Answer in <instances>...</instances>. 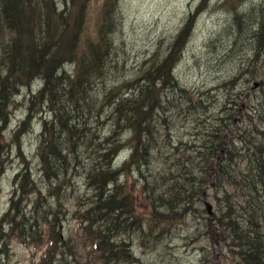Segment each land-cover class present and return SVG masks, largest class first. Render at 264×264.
<instances>
[{
  "label": "rangeland",
  "instance_id": "1",
  "mask_svg": "<svg viewBox=\"0 0 264 264\" xmlns=\"http://www.w3.org/2000/svg\"><path fill=\"white\" fill-rule=\"evenodd\" d=\"M27 4L36 13L34 21L26 24L27 32L40 45L50 47L55 39L52 54L60 50L68 57L64 61H69L62 81H52L42 94L44 76L33 69L25 78L13 77L22 85L16 92L10 81L2 99L0 264H33L34 258L38 264L47 248L25 246L7 224L15 190L25 177L26 182L34 181L37 188H42V197L37 198L35 193L23 195L19 190L12 214L26 213L24 221L30 225L37 220L35 207L44 209L51 204L50 219L58 215L57 228L72 244L76 243L78 258L99 264L92 245H78L77 241L81 239V229L80 212L76 211L93 208L99 197L88 179L93 149L88 145L112 133L114 120L110 114L115 101L131 96L138 83L144 82L148 69L160 61L166 63V58L170 61L169 51L177 41L180 46V34L190 35L185 50L178 55L172 74L166 76L167 70L162 73L164 86L156 85L157 92L148 95L150 102L146 100L143 105L145 113L138 133H143L142 142L150 139V163L140 165L141 155L131 159L139 139L133 140L130 129L117 134L123 148L113 160V167L124 165L119 182L129 204L122 215L124 222L120 223L125 224V229L108 234L112 240L120 243L124 239L130 245L133 264H239V256L232 251L230 231L223 226L227 221L223 215L229 212V205L237 206L235 210L242 214L238 205L242 198L234 187L228 186L229 195L214 187L216 163L215 158L206 163V141L210 138L208 130L217 125L218 114L222 116L226 100L228 107L242 103L245 109L237 115V125L229 137L237 139V126L247 127L252 138L258 136L261 117L249 106L245 108L239 92L247 100L255 99L264 88V57L253 55V33L258 29L256 22L264 21V0H32ZM40 22L44 29L36 27ZM241 30L248 33L238 36L239 41L233 45ZM106 32L112 42L111 55L91 66L92 77L84 75L80 92L73 87L81 70L77 64L83 62L85 48L99 39L106 40ZM13 35L4 26L1 29L0 17V42L10 41ZM80 43L85 48L79 49ZM72 44L73 50L67 52ZM5 58L0 47L1 73L13 75L15 69L11 71ZM169 76L179 82L177 87L168 84ZM46 124L47 143L56 137L55 143L65 147L68 163V172L54 190L49 189L38 153ZM68 127L70 134H75L74 140L65 134ZM61 138L66 143H58ZM68 138L73 141L67 142ZM76 148L78 151L73 153ZM53 162L50 158V164ZM76 162L78 166L73 167ZM21 172L16 185V176ZM44 227H48L44 222L38 225L39 230Z\"/></svg>",
  "mask_w": 264,
  "mask_h": 264
},
{
  "label": "trees",
  "instance_id": "2",
  "mask_svg": "<svg viewBox=\"0 0 264 264\" xmlns=\"http://www.w3.org/2000/svg\"><path fill=\"white\" fill-rule=\"evenodd\" d=\"M30 2H32V0H2L1 2V29L4 26L6 30L10 31V35H13L14 31L16 32V36H11L9 39L10 41L0 42L2 53L6 55L5 64L6 62L7 64L9 63L11 71L15 69L13 75H11L10 72V74L7 73L3 76L0 67V105L2 104V99H5V92L10 81L11 87L15 89L16 86V92H18V86L22 85V83L13 81V77L16 78L19 76L25 78L29 70L32 71L34 69L36 73L44 76L45 81L43 80V86L40 89V93L42 94L50 86L52 81L58 84L62 81L65 63L69 61H64L68 57L60 52V50L52 54L50 48L55 46L57 42L55 39L50 47L42 43V45L45 46L44 48L34 39L35 37H33V35L27 32L26 24L32 23L36 14L35 11L30 10L27 4ZM111 23L114 24L112 20ZM65 24L67 23L65 22ZM245 25L248 27V24ZM37 26L44 29V24L42 22L38 23L36 27ZM239 26L242 27L243 24ZM28 29L30 30V27ZM43 29L41 31H43ZM79 30L80 29L75 31L73 38L76 37ZM107 32L109 33V31ZM107 32L106 40L104 39L102 41L99 39L94 44H90L87 48H85L83 44H79V49L85 48L87 50V52L84 51L83 53V62L77 64L78 68L81 70H79L76 83L73 82L75 83L73 87L78 88L80 92L82 88H84L82 82L84 75L90 76V79L92 77L91 66H97L98 63L100 64L102 60L105 59V56L111 55L113 47ZM111 32L113 33L114 30ZM41 33L38 35V40ZM178 39L182 41L179 47L177 45L178 41L175 46H172L169 51L172 54L170 61L166 58V63L160 61V64L155 65L156 67L148 69L143 78L145 83H138L131 96L120 97L115 101L110 114V118L114 120L112 133L103 139H99L96 143L92 144L91 142V144L88 145L90 148L93 146L91 153L92 161L87 167L88 179H90V184L95 187L99 197L96 196L97 199L94 201L95 206L93 208L76 211V213L80 212L79 219L81 229V239L77 241H79L78 245L81 243H90L92 245L99 264L135 263L133 260L135 257L130 251V245H128L124 239L118 243L112 240V237L108 234L109 231L113 232V230L125 229V224H118L117 226L116 224H112L109 227L106 226L102 228V225L105 223L110 213L116 220H119L121 223L124 222L122 215L127 209V204H129L128 196L124 194L123 184L119 182L124 165L118 169L113 167V160L123 148V143H121L120 139H116V137L117 134H121L125 129H130L133 140L136 138L139 139V143L132 149L131 159H138L139 155H141L140 165H147L150 163L152 150L150 139L148 140L147 138L146 143L142 142L143 133H138V128L143 122L142 115L145 113L143 111V105L148 95L150 96L151 93L157 92L158 88L155 83L163 80L161 78L162 73L167 70L165 73L166 76L172 74L171 71L180 59L178 55H181L185 50L190 35L183 37L182 34H180ZM37 42L39 45H36ZM236 42L237 40L234 39L233 45H235ZM74 46V44L70 45L69 48H67V52L70 51V48L73 50ZM256 49L257 45L253 51ZM253 55L256 56L258 54ZM69 59L71 58L69 57ZM88 61H91L89 62L90 65ZM30 78L32 79V77ZM169 78L170 76L167 77L170 86L177 87V85H179V82L174 76ZM30 83L32 82L29 81L28 84ZM147 83L155 85L150 87ZM149 102L150 101L147 100V104ZM226 104L227 100L224 106L221 107L220 114H222V116L218 114L219 118L217 124H219V126L216 125L210 129V133L208 134L210 138L206 141V147L208 149L209 158L206 159V163L209 159L212 161L213 158H215L217 167L215 166L216 177L214 187H216L219 192H225L226 195H229L230 191L228 186L230 184L235 187L233 190L240 193L239 196L242 198L238 204L243 210L242 214L235 210L237 206L229 205V212L223 215L225 220H227L223 223V226L230 231V236H232L234 243L232 251H235L239 256V264H264V200L261 198V194L264 191V100L258 99L254 102V105L250 107L251 110L259 113L258 115L261 117L260 119L262 121V125L258 130V136L255 138L247 134L252 131L247 127L241 126H237L239 133L237 139L229 137L228 133L232 130V127L235 128L237 125V115L240 116L242 114L239 110H243L244 107H242L241 103H237L231 107H228ZM149 106L151 107L150 104ZM1 117L2 113L0 111V120H2ZM7 117L8 114L5 115L4 118L5 124L7 123ZM70 131L71 129L68 127L65 134L71 135L74 140L75 134H70ZM48 133L49 131L46 124L38 153L45 171L49 189L53 188L54 190L58 187L60 180L68 172V163L64 155L65 147L62 145L58 146L55 143L56 137H52V143L49 142L48 144ZM215 133H218L217 136ZM147 135L150 137L149 131H147ZM73 140L68 138L67 142ZM58 143L66 142L61 138V142ZM47 148L49 150L44 152ZM77 151V148L72 149L73 153ZM50 158L54 160L52 163L53 165L50 164ZM231 158H235L236 160L234 171H229L226 166L227 161ZM77 166L78 164L76 162L73 167ZM213 166V164L209 165V167ZM1 174L0 172V175ZM22 174V172L17 174L15 181L16 185L19 183L17 179L20 178ZM26 180L27 177H25L23 181L20 180V186L18 185L12 198L11 209L6 215L9 217L7 224L11 226L12 234L17 235L25 246L30 247L33 245L37 250H41L44 245H47L44 255L40 258L38 264H88L82 262V259L78 258V246L76 243L72 244V242L64 237V233L57 228L58 215L56 214L52 220L50 219V215L52 214L51 204L44 207V209L35 207L37 220L30 225H27L24 221L26 213L22 215L18 213L12 214L13 209H15V198L18 196L19 190H21L20 192L23 195L32 192L41 194V187V189H36L34 181L29 180L26 182ZM28 186L29 188L26 190ZM257 191L260 193V197L257 196ZM44 198H46L45 195ZM166 200L171 203L170 199ZM128 213L130 215L131 211H128ZM240 217H243V219L241 220ZM43 222L44 225H48V227L39 230L38 225H42ZM35 263L36 260L34 258L33 264Z\"/></svg>",
  "mask_w": 264,
  "mask_h": 264
},
{
  "label": "bare ground",
  "instance_id": "3",
  "mask_svg": "<svg viewBox=\"0 0 264 264\" xmlns=\"http://www.w3.org/2000/svg\"><path fill=\"white\" fill-rule=\"evenodd\" d=\"M258 6V5H257ZM255 7V6H254ZM253 7V8H254ZM254 9H256V8H254ZM257 12V11H256ZM256 24L258 25V29L253 33V35L256 37V45H257V49L256 50H254L253 51V54H258V55H256V56H261V57H264V21L262 20V19H260V20H258L257 22H256ZM245 33H248V32H246L245 30H241V31H239L238 32V34H237V36L235 37V39L237 40V41H239V39H238V36L240 37L241 35H244ZM156 85H158V84H162V86H164V82H162V81H158L157 83H155ZM264 85V84H263ZM259 86V84L258 83H256V85H255V88H257ZM152 95H154L153 93H151L150 94V96H152ZM239 95L240 96H242L243 98H242V100L243 101H245V106H246V108H248V106H249V108L251 107V106H253L254 105V102L255 101H257L258 99H262V100H264V88L262 89V93L261 94H259L255 99H248L247 100V96L246 95H244V93L242 92V91H240L239 92ZM237 104V103H236ZM235 104V105H236ZM242 104V103H241ZM242 107H244V104H242ZM256 109H258V108H256ZM245 109L243 108V110L242 109H240L239 111L240 112H242V111H244ZM251 111H253V110H251ZM259 114V113H258ZM218 126H219V124H217ZM0 130H1V128H0ZM2 131V130H1ZM208 134L210 133V130H208V132H207ZM217 134L218 133H215V135L217 136ZM235 164H236V160H235V158H231L229 161H227V163H226V166H227V169L229 170V171H234V169H235ZM243 164H244V162H243ZM216 165H217V163H216ZM217 167V166H216ZM230 177V176H229ZM228 178V177H227ZM228 179H230V178H228ZM201 183H202V181H201ZM208 185V184H207ZM229 186H231L230 184H229ZM231 187H233V186H231ZM36 189H37V187H35ZM35 188H34V190H35ZM235 188V187H234ZM39 189H41V188H39ZM33 190V191H34ZM32 193H35V192H32ZM42 193H43V191H41V194H39V193H35L36 195H37V198L39 197H42ZM29 194H31V193H29ZM257 196L258 197H260V193L257 191ZM261 197H263V200H264V191H263V193L261 194ZM44 199H46V198H44ZM108 218L105 220V223L102 225L103 227H106V226H111L112 224H116V226L118 225V224H120L121 222L119 221V220H116L115 218H113V216H112V214L110 213L108 216H107ZM96 219V218H95ZM94 219V220H95Z\"/></svg>",
  "mask_w": 264,
  "mask_h": 264
},
{
  "label": "water",
  "instance_id": "4",
  "mask_svg": "<svg viewBox=\"0 0 264 264\" xmlns=\"http://www.w3.org/2000/svg\"><path fill=\"white\" fill-rule=\"evenodd\" d=\"M207 205H208L209 212L212 213V211H211V205L210 204H207Z\"/></svg>",
  "mask_w": 264,
  "mask_h": 264
}]
</instances>
